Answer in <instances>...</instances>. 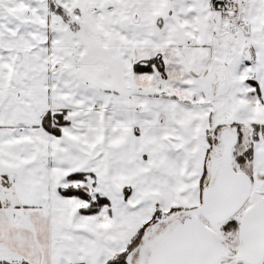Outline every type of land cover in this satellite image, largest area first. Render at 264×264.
I'll use <instances>...</instances> for the list:
<instances>
[{
    "label": "snow or ice",
    "instance_id": "snow-or-ice-1",
    "mask_svg": "<svg viewBox=\"0 0 264 264\" xmlns=\"http://www.w3.org/2000/svg\"><path fill=\"white\" fill-rule=\"evenodd\" d=\"M0 264H264V0H0Z\"/></svg>",
    "mask_w": 264,
    "mask_h": 264
}]
</instances>
